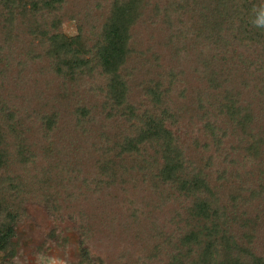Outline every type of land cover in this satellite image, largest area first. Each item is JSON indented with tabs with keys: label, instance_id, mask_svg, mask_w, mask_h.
<instances>
[{
	"label": "trees",
	"instance_id": "obj_1",
	"mask_svg": "<svg viewBox=\"0 0 264 264\" xmlns=\"http://www.w3.org/2000/svg\"><path fill=\"white\" fill-rule=\"evenodd\" d=\"M31 191L122 264H264V0H0V253Z\"/></svg>",
	"mask_w": 264,
	"mask_h": 264
},
{
	"label": "rangeland",
	"instance_id": "obj_2",
	"mask_svg": "<svg viewBox=\"0 0 264 264\" xmlns=\"http://www.w3.org/2000/svg\"><path fill=\"white\" fill-rule=\"evenodd\" d=\"M65 21L62 33L75 36L76 24ZM21 202L11 247L0 253V264H122L125 238L118 229L87 241L77 222L53 213L38 192L31 191Z\"/></svg>",
	"mask_w": 264,
	"mask_h": 264
}]
</instances>
